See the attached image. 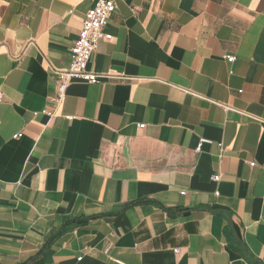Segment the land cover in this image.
<instances>
[{
  "label": "crops",
  "instance_id": "0c3cea01",
  "mask_svg": "<svg viewBox=\"0 0 264 264\" xmlns=\"http://www.w3.org/2000/svg\"><path fill=\"white\" fill-rule=\"evenodd\" d=\"M114 1L55 108L95 0H0V264H264V0Z\"/></svg>",
  "mask_w": 264,
  "mask_h": 264
},
{
  "label": "built area",
  "instance_id": "2783aa9c",
  "mask_svg": "<svg viewBox=\"0 0 264 264\" xmlns=\"http://www.w3.org/2000/svg\"><path fill=\"white\" fill-rule=\"evenodd\" d=\"M115 10L116 3L114 0H95L92 8L86 11L82 19L81 29L70 47L69 65L65 69L50 68L56 81L57 88L56 96L53 98L55 108L63 102L66 88L72 81L79 80L87 84H97L102 78L109 77L105 74H99L88 70L87 65L91 55L96 49L98 41L101 39L110 41L112 39L110 34L105 33V29ZM234 59L233 56L227 57V61L229 62H233ZM1 100L2 95L0 92V102ZM42 113L51 119L55 116V109H45ZM143 127V124L139 125V128ZM20 136L21 134H16L13 137L19 138ZM204 142V140H200L196 151L200 150ZM250 166H254V164L251 163ZM212 180L218 181L219 176H213ZM174 253H178V251L174 250ZM81 259V257H78L77 261L79 262Z\"/></svg>",
  "mask_w": 264,
  "mask_h": 264
}]
</instances>
